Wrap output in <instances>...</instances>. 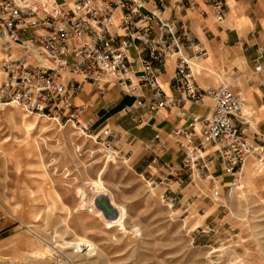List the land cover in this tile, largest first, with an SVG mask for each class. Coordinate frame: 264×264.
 Instances as JSON below:
<instances>
[{
	"label": "built area",
	"instance_id": "built-area-1",
	"mask_svg": "<svg viewBox=\"0 0 264 264\" xmlns=\"http://www.w3.org/2000/svg\"><path fill=\"white\" fill-rule=\"evenodd\" d=\"M170 1L143 13L146 0H0V108H20L58 126L70 125L109 157L129 164L132 152L121 150L125 136L109 127L95 131L93 119L86 118L89 105L77 104L88 87L103 95L117 86L133 95L129 114L137 126L183 102L207 107L205 119L193 118L189 128L172 133L177 140L184 138L178 141L185 152L181 162L165 159L167 142L160 136L142 144L152 172L141 177L151 185L207 180L219 199L215 170L220 169L231 177L226 190L232 198L247 160L263 148L239 126L246 118L245 104L230 83L198 84L197 70L206 53L187 26L164 15ZM206 2L215 20L223 23L228 0ZM132 50L148 56L134 60ZM169 60L176 61L172 85L179 98L167 95L161 84L160 67ZM255 71L264 73V64L257 62ZM168 189L162 197L172 207L182 197L174 192L168 198Z\"/></svg>",
	"mask_w": 264,
	"mask_h": 264
},
{
	"label": "rangeland",
	"instance_id": "rangeland-1",
	"mask_svg": "<svg viewBox=\"0 0 264 264\" xmlns=\"http://www.w3.org/2000/svg\"><path fill=\"white\" fill-rule=\"evenodd\" d=\"M262 148L232 198L215 170V199L207 180L151 185L72 126L0 108V212L19 230L0 264H264Z\"/></svg>",
	"mask_w": 264,
	"mask_h": 264
},
{
	"label": "crops",
	"instance_id": "crops-1",
	"mask_svg": "<svg viewBox=\"0 0 264 264\" xmlns=\"http://www.w3.org/2000/svg\"><path fill=\"white\" fill-rule=\"evenodd\" d=\"M162 2L146 0L143 13L153 10L155 6L160 7ZM228 4L230 11L223 23L215 20L206 0H171L166 4L164 15L187 26L206 53L197 70L198 84L207 88L221 81L230 83L245 104L246 118L239 126L253 144L264 147V73L255 71L257 62L264 64V0H228ZM131 55L134 60L148 56L145 53L140 57L134 50ZM160 72L164 92L179 98L180 94L172 85L176 61L169 60L165 67H160ZM144 92L151 93L148 88ZM76 102L78 105H89L86 118L93 119L95 131L109 127L125 136L121 150L132 152L130 163L141 174L152 172L151 158L143 151V143L160 136L167 142L165 159L179 163L185 152L178 141L184 142V138L175 139L173 131L187 129L193 118L205 119L210 114L207 107L183 102L180 108H165L154 117L147 118L145 124L137 126L129 114L135 98L117 86H110L103 95L92 92L88 87ZM223 176L226 178V175ZM17 228L8 216L0 212V248L14 240L19 233Z\"/></svg>",
	"mask_w": 264,
	"mask_h": 264
},
{
	"label": "water",
	"instance_id": "water-1",
	"mask_svg": "<svg viewBox=\"0 0 264 264\" xmlns=\"http://www.w3.org/2000/svg\"><path fill=\"white\" fill-rule=\"evenodd\" d=\"M100 203H101V206L105 209L106 212H108V213L111 212V210L108 209L109 207H108L107 199H103V200H101Z\"/></svg>",
	"mask_w": 264,
	"mask_h": 264
},
{
	"label": "bare ground",
	"instance_id": "bare-ground-1",
	"mask_svg": "<svg viewBox=\"0 0 264 264\" xmlns=\"http://www.w3.org/2000/svg\"><path fill=\"white\" fill-rule=\"evenodd\" d=\"M1 77H2V75L0 74V79H1ZM244 167H245V166H244ZM241 177H242V176H241ZM249 177H250V176H249ZM240 180H241V178H240ZM239 189H243L242 186H239ZM237 191H238V188H237L236 192H237ZM236 192H235V193H236ZM31 233L35 234V233L32 232V231H31ZM35 235H36V234H35Z\"/></svg>",
	"mask_w": 264,
	"mask_h": 264
}]
</instances>
